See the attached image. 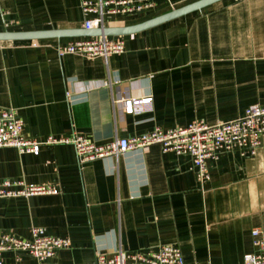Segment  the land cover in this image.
<instances>
[{
  "label": "crops",
  "instance_id": "crops-1",
  "mask_svg": "<svg viewBox=\"0 0 264 264\" xmlns=\"http://www.w3.org/2000/svg\"><path fill=\"white\" fill-rule=\"evenodd\" d=\"M83 0H0V32L86 29ZM96 1V0H93ZM198 0H152L105 27L132 26ZM0 41V109L18 111L36 141L83 135L97 144L152 131L209 124L264 106V0H220L125 35L108 57L59 55L76 38ZM70 91V96L67 95ZM152 96L127 113L118 98ZM197 178L189 155L159 144L80 163L73 144H43L38 155L0 147V179L48 184L58 194L0 198V228L30 237L41 226L71 245L45 261L3 253V264H97V251L151 253L172 244L185 264H242L264 237V135L255 155L222 151Z\"/></svg>",
  "mask_w": 264,
  "mask_h": 264
},
{
  "label": "built area",
  "instance_id": "built-area-1",
  "mask_svg": "<svg viewBox=\"0 0 264 264\" xmlns=\"http://www.w3.org/2000/svg\"><path fill=\"white\" fill-rule=\"evenodd\" d=\"M152 4V0H83V12L94 14V17L85 20L84 26L87 29L103 28L108 16L137 13ZM124 51L123 38L107 35L76 38L59 47L60 56L73 53L85 57H108ZM70 94L67 91V95ZM115 103L120 104L127 113H138L152 109L153 97L117 98ZM263 135L264 106L259 104L250 105L242 116L230 121L209 124L204 120H195L187 126L168 129L155 127L142 135L115 139L105 144H97L79 134L71 137L50 136L45 141L29 139L24 134V121L18 111L12 108L0 109V147H16L22 153L38 155L43 144L70 143L75 146L79 162L85 163L159 144L164 152L189 155L197 178L203 183L210 179V159L217 160L222 151L235 149L243 155H255L262 144ZM58 193L59 189L53 185L27 183L23 179H0V198ZM252 234L257 250L246 254L242 264H264V237L261 236V229L254 228ZM70 245L69 238L48 234L41 226L32 227L30 237L13 235L0 228V264H3L2 255L7 251L12 252L17 260L28 255L45 261L54 257L59 249ZM96 254L97 264H185L181 249L172 244L161 245L151 253L126 252L120 247L112 253L99 250Z\"/></svg>",
  "mask_w": 264,
  "mask_h": 264
},
{
  "label": "water",
  "instance_id": "water-1",
  "mask_svg": "<svg viewBox=\"0 0 264 264\" xmlns=\"http://www.w3.org/2000/svg\"><path fill=\"white\" fill-rule=\"evenodd\" d=\"M220 0H198L181 8L172 10L161 16L152 18L148 21L124 27H103L94 29H69L63 30H45V31H2L0 32V41L17 39H36L48 36H101V35H125L142 29L157 25L164 21L185 15L189 12L202 9L203 7Z\"/></svg>",
  "mask_w": 264,
  "mask_h": 264
}]
</instances>
